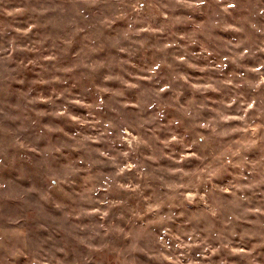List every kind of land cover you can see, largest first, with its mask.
<instances>
[{
    "label": "rangeland",
    "instance_id": "obj_1",
    "mask_svg": "<svg viewBox=\"0 0 264 264\" xmlns=\"http://www.w3.org/2000/svg\"><path fill=\"white\" fill-rule=\"evenodd\" d=\"M0 264H264V0H0Z\"/></svg>",
    "mask_w": 264,
    "mask_h": 264
},
{
    "label": "clouds",
    "instance_id": "obj_2",
    "mask_svg": "<svg viewBox=\"0 0 264 264\" xmlns=\"http://www.w3.org/2000/svg\"><path fill=\"white\" fill-rule=\"evenodd\" d=\"M201 2H203V0H201Z\"/></svg>",
    "mask_w": 264,
    "mask_h": 264
}]
</instances>
